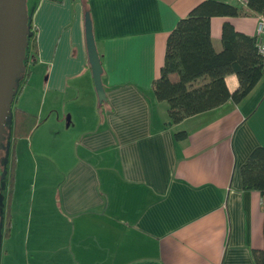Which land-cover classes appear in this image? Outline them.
<instances>
[{
    "label": "crops",
    "instance_id": "0c3cea01",
    "mask_svg": "<svg viewBox=\"0 0 264 264\" xmlns=\"http://www.w3.org/2000/svg\"><path fill=\"white\" fill-rule=\"evenodd\" d=\"M31 1L32 65L43 75L44 100L31 112L37 124L29 137L18 140L39 178L19 186L18 161L14 167L9 211L24 235L20 264H254L251 252L264 247L263 214L239 171L264 147V67L239 104L226 101L166 126L168 106L155 100L151 84L169 32L204 0ZM85 13L102 72L99 96ZM257 17L210 18L213 50L221 48L223 23L256 37ZM224 81L232 93L237 79ZM41 119L60 141L33 140ZM60 152L72 159L57 179ZM25 184L28 199L19 193Z\"/></svg>",
    "mask_w": 264,
    "mask_h": 264
},
{
    "label": "trees",
    "instance_id": "16d2710c",
    "mask_svg": "<svg viewBox=\"0 0 264 264\" xmlns=\"http://www.w3.org/2000/svg\"><path fill=\"white\" fill-rule=\"evenodd\" d=\"M252 14L264 17V0H246L245 6L204 0L194 6L186 17L178 20L165 40L166 48L159 77L151 84L155 100L159 103L164 102L168 106L166 126L220 107L226 101L239 104L259 82L263 73L264 59L257 53L256 37L238 33L230 23L225 22L220 28L221 48L215 52L208 32L210 18ZM30 28L32 27L28 21L27 29ZM34 37L32 34L26 38L29 41L31 59L36 53ZM24 64L25 69L26 63ZM28 75L29 70L26 76ZM229 75H234L237 79V87L232 93L225 87L224 77ZM11 112V139L14 144L29 137L37 124V118L15 107ZM173 137L181 141L185 138V134L178 132ZM11 160L8 208L15 173L13 152ZM244 163L239 171L241 187L244 191L253 190L259 195V209L263 214L264 246V147L254 149ZM7 214L5 224L9 228L11 220ZM5 233V237H8L9 232L6 230ZM251 256L254 264H264V247L262 250L252 251Z\"/></svg>",
    "mask_w": 264,
    "mask_h": 264
},
{
    "label": "rangeland",
    "instance_id": "374dc122",
    "mask_svg": "<svg viewBox=\"0 0 264 264\" xmlns=\"http://www.w3.org/2000/svg\"><path fill=\"white\" fill-rule=\"evenodd\" d=\"M30 4H34L33 1L31 0H25V4H24V13L26 16V19L29 21L31 19V8H30ZM27 36L28 35H32L33 31L31 29L27 30ZM26 45L24 47V56L25 59L30 60V63H28V67H26L25 69H21L19 74H18V78L13 86V90H12V104L10 105V109L8 108V113L5 116L4 119V131H5V140H4V147L3 150L0 151L1 155V162H0V264H11V261L13 260L15 263L20 264V262L18 261V259L20 258V261L22 260V254H21V246H22V242L24 239V235L22 234V232L18 233L16 232V223L14 220H12V214L9 211L10 208V204H9V208L7 206V198H8V192H9V186L10 184V178H9V173H10V162L11 160V151H12V142H11V110L13 107L15 108H19V109H26L27 112L29 111V113L33 112V113H37L36 108H38V105H40V103L44 100L43 96H44V91L42 90L43 87H41V80H42V74L37 73L35 74V68L32 65L33 63H31V56L29 54V41L26 39ZM33 60V59H32ZM28 70H30V75L29 77L26 76ZM27 80V83H24V81ZM47 98V97H46ZM46 104V103H44ZM33 107V108H32ZM46 106L44 105V109L42 110V116H44L46 114ZM34 109V111H33ZM41 124V128H40V135L39 133L35 134V136L33 137V140H45V141H60L58 140V137H54V135L51 137V135H49V131H48V127H49V123H47V119L46 121L42 122V119L40 120ZM56 147V146H54ZM15 148L13 149V154H14V164L16 161H18V168H17V172L15 175V179L17 181V183L20 185L21 181L23 180L28 181V185H31L32 179L36 176H38L39 178V173L38 172L36 175H34L33 173L34 171V166H33V162L29 159L27 152H26V145L24 143H22V141H18L15 144ZM49 148L51 150V145H49ZM49 148H47V150H45L43 152L44 157L48 160H50L52 162V155H50L49 152ZM62 150V149H61ZM52 152V151H51ZM27 156V158H25ZM17 159V160H16ZM70 158V154L66 153L64 154V152H60L57 154V163H58V167L55 173L54 178L56 177L57 179H60L61 175L63 172L66 171L67 168V163L69 162ZM47 160V162H48ZM65 162V164L63 166H60V163ZM27 185V186H28ZM19 186H17L19 188ZM29 188V187H28ZM37 188V185H36ZM31 189V188H30ZM30 189L26 190V184L23 186V191L19 190V193H22V197L25 199L30 198ZM16 194H19L18 191L16 190L15 192ZM11 196H12V191H11ZM19 196V195H18ZM21 197V198H22ZM11 204L12 201L10 200ZM19 212V211H18ZM6 213L9 214L10 216V225L9 228L6 227L5 224V218H6ZM16 213L15 212L13 215L16 218ZM7 214V215H8ZM11 223L13 225H11ZM12 229L11 233V237H5L6 235V230L9 232V230ZM6 252H8V254L6 255ZM7 256V257H6ZM22 262V261H21Z\"/></svg>",
    "mask_w": 264,
    "mask_h": 264
},
{
    "label": "water",
    "instance_id": "95a60500",
    "mask_svg": "<svg viewBox=\"0 0 264 264\" xmlns=\"http://www.w3.org/2000/svg\"><path fill=\"white\" fill-rule=\"evenodd\" d=\"M24 0H0V151L3 150L5 116L12 99L13 86L19 77L27 38V24L24 13ZM89 13L83 15L84 41L90 67L93 73L95 90L101 91L102 74L89 25Z\"/></svg>",
    "mask_w": 264,
    "mask_h": 264
},
{
    "label": "built area",
    "instance_id": "2783aa9c",
    "mask_svg": "<svg viewBox=\"0 0 264 264\" xmlns=\"http://www.w3.org/2000/svg\"><path fill=\"white\" fill-rule=\"evenodd\" d=\"M239 6H245L246 0H235ZM257 21V36H256V49L257 53L264 59V17L258 16Z\"/></svg>",
    "mask_w": 264,
    "mask_h": 264
},
{
    "label": "flooded vegetation",
    "instance_id": "af4514ba",
    "mask_svg": "<svg viewBox=\"0 0 264 264\" xmlns=\"http://www.w3.org/2000/svg\"><path fill=\"white\" fill-rule=\"evenodd\" d=\"M31 60H32V59H31ZM24 62L26 63V67H28V63H30V60L25 59V56L23 57V60H22V64H23V65H22V69L24 68V65H25ZM12 98H13V97H12ZM11 100H12V99H11ZM11 102H12V101H11ZM11 104H12V103H10V105H11ZM10 105H9V109H10V107H11ZM3 137H4V136H3ZM4 140H5V138H4ZM11 142H12V139H11ZM3 143H4V142H3ZM3 143H2V144H3ZM15 144H16V142H15L14 144H13V142H12V148H13V149H15V148H14V147H15ZM3 147H4V145H3ZM13 149H12V151H11V154H12V152H13ZM0 155H1V153H0ZM0 160H1V158H0ZM0 162H1V161H0ZM6 202H7V200H6ZM6 204H7V203H6Z\"/></svg>",
    "mask_w": 264,
    "mask_h": 264
}]
</instances>
